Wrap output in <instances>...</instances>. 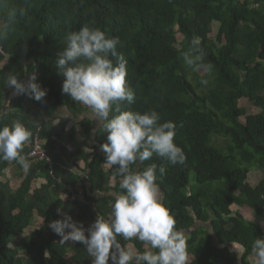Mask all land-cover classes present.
Listing matches in <instances>:
<instances>
[{"label": "trees", "instance_id": "1", "mask_svg": "<svg viewBox=\"0 0 264 264\" xmlns=\"http://www.w3.org/2000/svg\"><path fill=\"white\" fill-rule=\"evenodd\" d=\"M0 16L9 25L0 39V108L7 112L0 127L19 121L32 132L22 154L29 153L37 137L52 161L51 167L44 160L30 161L27 172L15 161H0V264H91L82 244L60 243L48 224L66 213L87 229L97 215L108 218L115 194L124 191L116 168L109 167L105 153H97L90 144L94 121L54 118L62 108L76 120L87 112L62 94L65 77L55 64L66 34L85 25L119 38L117 51L128 61L126 79L135 94L134 102H123L120 110L154 109L160 122L176 124L174 143L185 153L183 165L153 156L131 167L142 171L157 164L156 183L176 228L191 230L186 236L189 264H254L252 244L255 238H264V230L233 214L231 206L251 208L257 218H264V0H0ZM214 25L218 30L212 39ZM193 38L200 42L204 62L213 65L211 75L202 77L209 80L207 85L182 59ZM5 62L7 73L2 68ZM189 70L199 80L196 85ZM31 73L47 90L40 101L13 95L7 87L8 76L25 80ZM241 101L260 111L247 113L239 106ZM106 135L99 128L95 139L106 143ZM214 136L226 137L228 145L218 147ZM161 165L166 168L163 177ZM13 166L21 186L2 178ZM253 171L262 172L257 186L248 183ZM41 177L45 183L34 188ZM233 187L235 195L230 194ZM35 217L41 224L33 235L46 237L48 243L30 252L37 240L29 241L24 234ZM198 222L210 224L218 244L226 246L215 247L204 225L193 229ZM118 240L146 250L138 240ZM232 240L246 249L239 259L231 252Z\"/></svg>", "mask_w": 264, "mask_h": 264}, {"label": "clouds", "instance_id": "2", "mask_svg": "<svg viewBox=\"0 0 264 264\" xmlns=\"http://www.w3.org/2000/svg\"><path fill=\"white\" fill-rule=\"evenodd\" d=\"M14 15V11L10 12L9 20ZM8 27L0 22V39L6 36ZM119 43L118 37H109L100 29L85 25L66 34L64 50L57 54L55 64L65 77L62 94L87 108L80 119L86 116L107 133V142L100 149L105 153L107 165L115 167L116 174L122 177L119 187L124 191L115 194L108 218L97 215L87 229L66 213L62 219L49 222L48 227L60 237V243L82 244L91 264H109V261L111 264H189L187 234L176 228L177 221L164 204V194L156 183L157 164L152 163L142 171L131 167H139L153 156L164 158L173 166L183 165L185 153L174 143L176 124L160 122L161 116L154 109L143 113L120 110L123 102H134L135 94L127 83L128 61L117 51ZM199 44L193 38L182 59L187 67L210 76L213 65L204 62L205 53ZM201 83L207 85L209 80L202 79ZM7 87L13 89V95L36 101L47 94L36 83L34 73L25 80L8 76ZM113 112L118 114L110 118ZM6 115L0 108V120ZM31 137L32 132L19 121L0 127V161H15L27 172L31 163L22 153ZM158 171L163 177L166 168L161 165ZM118 237L124 241L138 240L146 250L122 245ZM231 249L237 259L246 251L236 240L231 241ZM252 252L255 264H264V238L254 239Z\"/></svg>", "mask_w": 264, "mask_h": 264}, {"label": "rangeland", "instance_id": "3", "mask_svg": "<svg viewBox=\"0 0 264 264\" xmlns=\"http://www.w3.org/2000/svg\"><path fill=\"white\" fill-rule=\"evenodd\" d=\"M4 21H5V19L4 18L1 19V17H0V22L4 23ZM217 30H218L217 25H214L213 31H212V33L210 35V37L212 39L215 38V36L217 34ZM2 68L4 69V71H6V73L8 72V68L6 66V62H5V65L2 66ZM189 71H190L189 72V76H190L189 79H190L191 82H193L196 85L199 82V80L195 79L194 73L191 74V70H189ZM195 74L196 75L198 74L201 79H202V77H204L206 75V73H204L202 71H197ZM239 106L242 107V108H245L247 110V113H257V112L260 111V109H258L256 106H254L253 103L248 102V101H241L239 103ZM240 119L242 121H244L245 116L240 117ZM98 129H99V127H98ZM213 140H214L215 144L218 147H221V148H225L228 145V143H229L228 139L226 137H223V136H214ZM12 168H14V169H11V168L7 169V170H10V172L8 173L7 170H6V172L3 174L2 178L5 181H10L13 185L16 184L17 186H21V181L15 179L16 172H17V170H16L17 167L13 166ZM261 176H262V172L261 171H253V172H251L250 174H248V183H251L253 186H257L258 183H259V180L261 179ZM190 178H191V183L195 184L196 178H195V174L193 172L191 173ZM14 182H15V184H14ZM43 182H44V180H42V179L37 180V182H35L33 184L34 188L35 187L36 188L39 187ZM236 188L237 187H233V188L230 189V194L231 195H235ZM231 212L233 214L239 213L246 220L261 224V227L264 230V218H257L251 208H247V207H243V206L235 204V205L231 206ZM40 224H41V220L38 219V217H35L34 220L31 222L29 230H27L25 232V234H24L29 241H33L35 239L37 240L36 246L30 252H35V251H37V250H39L41 248H46V246H47L48 240H47L46 237H42L40 239V238H36L35 235H33V231L36 228H38V226ZM13 245L14 244H11V246H13ZM230 249H231V247H230ZM231 252H234V251L231 249ZM253 259H254L253 263L255 264V257Z\"/></svg>", "mask_w": 264, "mask_h": 264}, {"label": "built area", "instance_id": "4", "mask_svg": "<svg viewBox=\"0 0 264 264\" xmlns=\"http://www.w3.org/2000/svg\"><path fill=\"white\" fill-rule=\"evenodd\" d=\"M66 146L70 150H73L72 145L67 144ZM26 157L29 159V161L44 160L47 162L49 167L52 166L51 158L48 156L37 137L34 138L32 149L29 151ZM68 190L74 193V189L71 186L68 187Z\"/></svg>", "mask_w": 264, "mask_h": 264}, {"label": "water", "instance_id": "5", "mask_svg": "<svg viewBox=\"0 0 264 264\" xmlns=\"http://www.w3.org/2000/svg\"><path fill=\"white\" fill-rule=\"evenodd\" d=\"M57 117H59V115L57 114V115H55L54 116V118H57ZM70 118H72L73 120H75V116L73 115V114H71L70 115ZM76 121H80V120H76ZM96 131H97V127H94V129H93V137H95V135H96ZM97 153H102V151H101V149H100V151H98ZM88 175V174H87ZM87 175L85 176V177H83V180H85V183H86V185H87V188H89L90 187V184H89V182H88V180H87ZM201 225H204L205 227H207V229L209 230V233H210V235H211V237H212V244L215 246V247H217V248H224L226 245H219L218 244V242H217V239H216V237L214 236V234L212 233V226L210 225V224H201V223H196V225L193 227V229H197V228H199ZM207 225V226H206ZM186 232V234L188 235H190L191 234V230H189V231H185Z\"/></svg>", "mask_w": 264, "mask_h": 264}, {"label": "crops", "instance_id": "6", "mask_svg": "<svg viewBox=\"0 0 264 264\" xmlns=\"http://www.w3.org/2000/svg\"><path fill=\"white\" fill-rule=\"evenodd\" d=\"M1 17V16H0ZM5 65V64H4ZM11 90V89H10ZM58 115L60 116V117H65V118H67V117H70V115H71V113H70V111L67 109V108H62V109H60V111L58 112ZM84 116V115H83ZM86 117V116H85ZM84 117V118H85ZM78 120H82V119H78ZM75 121H76V119H75ZM94 124H95V126L94 127H97V130H98V124L94 121ZM97 132V131H96ZM76 142H80L79 140H77ZM90 144H91V146H96L97 147V152L98 151H100V142H98V141H96V139H95V137H92V139L90 140ZM79 166H80V168H82L83 167V163H79ZM11 169H14V168H11ZM7 172L9 173L10 172V170H7ZM86 176V175H85ZM15 179H16V176H15ZM40 179H42V180H44V182L43 183H45V178L44 177H41ZM39 180V179H38ZM35 182H37V181H35ZM42 183V184H43Z\"/></svg>", "mask_w": 264, "mask_h": 264}]
</instances>
